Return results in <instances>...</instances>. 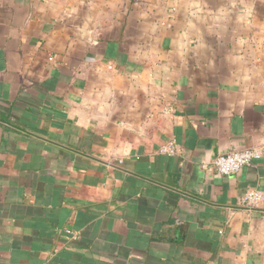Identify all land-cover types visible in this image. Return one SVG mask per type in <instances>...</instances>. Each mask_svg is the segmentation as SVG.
Masks as SVG:
<instances>
[{
	"label": "crops",
	"instance_id": "0c3cea01",
	"mask_svg": "<svg viewBox=\"0 0 264 264\" xmlns=\"http://www.w3.org/2000/svg\"><path fill=\"white\" fill-rule=\"evenodd\" d=\"M263 137L264 0H0V264H264Z\"/></svg>",
	"mask_w": 264,
	"mask_h": 264
},
{
	"label": "built area",
	"instance_id": "2783aa9c",
	"mask_svg": "<svg viewBox=\"0 0 264 264\" xmlns=\"http://www.w3.org/2000/svg\"><path fill=\"white\" fill-rule=\"evenodd\" d=\"M159 152L168 155L176 154V143L174 141L167 142L159 148ZM263 157L264 137L263 141L257 146L219 153L213 160V166L219 174L229 176ZM263 203L264 192L257 189L248 190L241 199L242 206L247 209L260 207Z\"/></svg>",
	"mask_w": 264,
	"mask_h": 264
}]
</instances>
